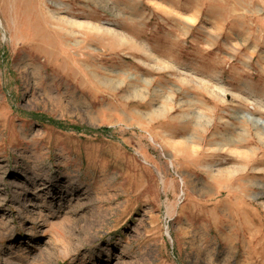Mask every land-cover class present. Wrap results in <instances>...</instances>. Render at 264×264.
<instances>
[{"label": "rangeland", "instance_id": "374dc122", "mask_svg": "<svg viewBox=\"0 0 264 264\" xmlns=\"http://www.w3.org/2000/svg\"><path fill=\"white\" fill-rule=\"evenodd\" d=\"M0 264H264V0H0Z\"/></svg>", "mask_w": 264, "mask_h": 264}, {"label": "trees", "instance_id": "16d2710c", "mask_svg": "<svg viewBox=\"0 0 264 264\" xmlns=\"http://www.w3.org/2000/svg\"><path fill=\"white\" fill-rule=\"evenodd\" d=\"M101 130H102L103 132H109V131H110L109 128H107V129L102 128Z\"/></svg>", "mask_w": 264, "mask_h": 264}]
</instances>
